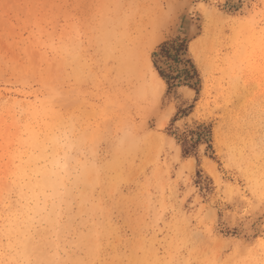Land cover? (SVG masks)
Returning a JSON list of instances; mask_svg holds the SVG:
<instances>
[{
  "label": "rangeland",
  "instance_id": "1",
  "mask_svg": "<svg viewBox=\"0 0 264 264\" xmlns=\"http://www.w3.org/2000/svg\"><path fill=\"white\" fill-rule=\"evenodd\" d=\"M44 169L47 264H264V0H0V192Z\"/></svg>",
  "mask_w": 264,
  "mask_h": 264
},
{
  "label": "bare ground",
  "instance_id": "2",
  "mask_svg": "<svg viewBox=\"0 0 264 264\" xmlns=\"http://www.w3.org/2000/svg\"><path fill=\"white\" fill-rule=\"evenodd\" d=\"M191 51L194 52L193 48H191ZM153 72L154 77L152 78L151 87L156 93H162L166 88L165 81L155 69H153ZM160 82L163 83L162 91H158L157 88ZM188 91L192 92L190 89ZM49 136L47 133L43 146L52 143ZM40 144V138L34 137L28 145L37 147ZM61 177V174L54 175L48 169H44L40 173H18L16 181L12 180L7 184V188H3L4 190L0 192L1 194L8 193L12 197L17 195L19 205L16 208L21 211L18 215L16 212H5L0 215V226H11L13 231L12 236L9 235L11 237L9 241L2 242V239H0V264L48 263L49 254L46 247L49 246L48 241L50 238L48 232L45 231L46 229L39 231V226L45 222L47 224L46 228H48L50 221L41 215V212L43 208L52 207V197L56 192V187L59 190ZM32 230L35 231V238L31 232Z\"/></svg>",
  "mask_w": 264,
  "mask_h": 264
},
{
  "label": "snow or ice",
  "instance_id": "3",
  "mask_svg": "<svg viewBox=\"0 0 264 264\" xmlns=\"http://www.w3.org/2000/svg\"><path fill=\"white\" fill-rule=\"evenodd\" d=\"M157 88H158V91H162V89H163V83L162 82L158 83Z\"/></svg>",
  "mask_w": 264,
  "mask_h": 264
}]
</instances>
